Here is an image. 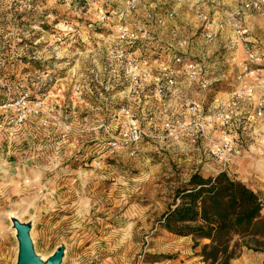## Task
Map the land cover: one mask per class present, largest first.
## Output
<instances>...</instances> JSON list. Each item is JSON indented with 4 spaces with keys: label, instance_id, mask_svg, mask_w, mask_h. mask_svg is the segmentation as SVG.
I'll use <instances>...</instances> for the list:
<instances>
[{
    "label": "rangeland",
    "instance_id": "rangeland-1",
    "mask_svg": "<svg viewBox=\"0 0 264 264\" xmlns=\"http://www.w3.org/2000/svg\"><path fill=\"white\" fill-rule=\"evenodd\" d=\"M121 2L0 0V264H16L13 217L29 225L42 261L63 247L60 264H204L198 256L204 241L194 248L190 237L171 235L160 224L175 190L195 173L225 172L244 183L262 197L264 218V173L249 154L231 158L226 132L217 140L183 138L194 117L189 126L164 121V96H153L144 112L125 108L130 97L117 93L148 74L165 85L161 75L175 63L162 49L140 45L136 56L128 52L153 39L149 26H162L166 13L150 9L133 20L137 5L129 12L128 0ZM253 11L262 13L264 5ZM120 24L139 25L148 37L120 43ZM144 59L152 67L142 68ZM219 90H231L230 81L223 78ZM213 97L211 91L201 99L202 119ZM211 116L205 125L214 126ZM235 252L230 264H264V252L239 243Z\"/></svg>",
    "mask_w": 264,
    "mask_h": 264
},
{
    "label": "crops",
    "instance_id": "crops-1",
    "mask_svg": "<svg viewBox=\"0 0 264 264\" xmlns=\"http://www.w3.org/2000/svg\"><path fill=\"white\" fill-rule=\"evenodd\" d=\"M153 1L156 3L158 1L160 3L161 1L165 2L162 4H165L166 8L155 9L153 7H160L159 3V5H156L150 0H138L136 1V18L133 17V20H142L144 13L147 10L150 11V9L152 11L160 10L163 15L166 13V16L171 13L173 16L168 18L164 15L162 26H149L150 29L152 28L149 30L153 35V39L146 40L149 42H143L126 49L134 56H136V52H139L140 47L147 48L148 46L154 51L162 49V53H165V55L181 56L183 63L181 65L171 64L165 67L176 82L172 87L165 86L159 75L148 74L146 78H140L139 76L134 89L130 88L131 90L127 89V91L117 93L130 97L132 104H130V107L126 105L125 108L132 113L144 112L149 107V100L153 96L156 98L164 96V104L162 105L168 115L164 121L171 122L178 119L185 123L184 126H189L191 117H194L192 120L193 126L189 127L183 138H193L195 136V139H198L202 137V134H207L211 139L217 140L222 137V132H226L225 144H230L231 148L228 149H231L233 160H245V157L249 154L250 158L256 161V165L259 161H264V148L263 150H256L253 147L257 143L263 144L264 147V113L261 117L255 115L256 104L264 97V72H252L250 75H245L242 72L241 66L245 62L244 45L235 38L232 27L226 22L228 12L237 7L242 0ZM148 2L150 3L148 4ZM254 12L253 10L244 12L240 20L245 31V43L248 47L259 51L264 48V11L260 14ZM199 14L203 15V19H199ZM121 16H123L122 13ZM126 16H129V14ZM131 19L127 18V20ZM206 32L212 35V40H206ZM116 47L122 48L123 45L117 43ZM221 49L224 52L220 55L219 50ZM147 63L148 61L145 59L140 61L142 68L152 67L151 64L147 66ZM192 63L202 64L205 79L209 85L208 88L205 89L199 82L188 78L187 70ZM224 64L229 69L226 72H221L219 67ZM223 78L230 81L231 85V90L225 93H221L220 90L217 91V83L221 82ZM122 79L126 80L123 76ZM248 90H251V93H248ZM211 91L214 92V97L212 102L208 104L209 108L206 112L208 117L202 119L203 101L201 99H204L207 94H211ZM237 92L243 94L240 97H235L234 94ZM232 99L237 100L238 107L229 115V125L221 126L217 120L213 121L214 126L205 125L206 120L211 119V114H214L219 103ZM141 100H143L142 104ZM194 105L200 107L197 114L190 110ZM86 107L89 111H101V108L97 105H86ZM209 119L207 123H209ZM250 148L253 150L250 151ZM257 170L264 173V168L261 170L257 168Z\"/></svg>",
    "mask_w": 264,
    "mask_h": 264
},
{
    "label": "trees",
    "instance_id": "trees-1",
    "mask_svg": "<svg viewBox=\"0 0 264 264\" xmlns=\"http://www.w3.org/2000/svg\"><path fill=\"white\" fill-rule=\"evenodd\" d=\"M262 197L225 172L192 174L174 192L160 224L171 235L190 237L204 264H230L238 246L264 252ZM237 239V241H234Z\"/></svg>",
    "mask_w": 264,
    "mask_h": 264
},
{
    "label": "built area",
    "instance_id": "built-area-1",
    "mask_svg": "<svg viewBox=\"0 0 264 264\" xmlns=\"http://www.w3.org/2000/svg\"><path fill=\"white\" fill-rule=\"evenodd\" d=\"M95 2L96 0H88V2ZM136 1L138 0H128L126 9L129 12H132L136 8ZM262 5H264V0H242L240 6L233 10L231 13L227 15V21L230 23L232 30L234 32L235 38L240 41L244 45L245 50V62L242 65V72L245 75H250L252 72L259 73L264 72V48L262 50H254L250 48L245 43V31L242 27V23L240 18L244 14V12H248L251 10H257ZM171 18L173 15L169 13L167 15ZM199 19H203V15L199 14ZM147 18H152L151 14H147ZM156 22L158 24H162L161 19H157ZM148 37V33L145 29L139 25H135L134 27H130L125 24H120L117 27V39L120 43L125 45H131L138 41L140 38ZM206 40H211L212 35L210 33H205ZM116 55L119 58H124L125 52L123 49H119L116 51ZM173 62L177 65H181L183 63V58L181 56H173ZM188 78L192 81H197L203 88L207 87V80L205 79V72L202 64L200 63H192L187 70ZM161 78L165 81V85L168 87H172L175 85V81L172 79V76L168 72H163ZM251 93V90L247 91ZM243 93L237 92L234 94L235 97H240ZM238 107V102L236 99H232L229 101H224L218 104L214 114L213 120H217L221 126H227L230 123L229 115L232 111L236 110ZM191 112L197 114L200 110L199 105H194L190 108ZM264 113V97L259 100L255 107V115L257 117L263 116ZM212 120H209L211 123ZM169 129L173 128L172 124H167ZM200 128H202L200 126Z\"/></svg>",
    "mask_w": 264,
    "mask_h": 264
},
{
    "label": "water",
    "instance_id": "water-1",
    "mask_svg": "<svg viewBox=\"0 0 264 264\" xmlns=\"http://www.w3.org/2000/svg\"><path fill=\"white\" fill-rule=\"evenodd\" d=\"M13 229L16 232L18 252L16 264H60L64 255V248L60 247L54 251L45 261H42L34 253L30 239V227L27 224L13 220Z\"/></svg>",
    "mask_w": 264,
    "mask_h": 264
},
{
    "label": "bare ground",
    "instance_id": "bare-ground-1",
    "mask_svg": "<svg viewBox=\"0 0 264 264\" xmlns=\"http://www.w3.org/2000/svg\"><path fill=\"white\" fill-rule=\"evenodd\" d=\"M256 166H257V168H258L259 170L263 169V168H264V161H259L258 164H257ZM13 214H14V213H13ZM13 218H14L13 220L16 219L15 217H13ZM13 230H14V229H13Z\"/></svg>",
    "mask_w": 264,
    "mask_h": 264
}]
</instances>
